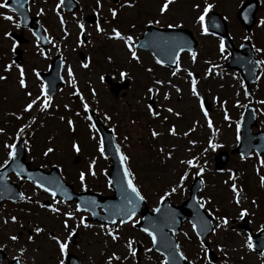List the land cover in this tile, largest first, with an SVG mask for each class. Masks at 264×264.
<instances>
[{
    "label": "rangeland",
    "instance_id": "rangeland-1",
    "mask_svg": "<svg viewBox=\"0 0 264 264\" xmlns=\"http://www.w3.org/2000/svg\"><path fill=\"white\" fill-rule=\"evenodd\" d=\"M77 1L81 7L74 14L56 9L55 5L59 0L32 2L30 10L34 15L43 10L41 16L44 19L40 18L44 21L48 34L53 38V43L47 54H41L37 43L31 39L27 31H24L28 43L20 48L23 51V62L20 66L24 69L26 89H20L18 86L19 74L15 65L10 72L3 71V66L12 63L13 57V41L4 34L17 31L15 24L18 20L12 12L0 9V14L14 17L12 22L0 18V75L7 77L0 80V129H3L0 133V163L7 159L8 149L4 148V144L13 143L16 140L17 129L28 125L23 135L28 134L27 138L25 137L27 142L25 146L32 167H41L47 171L50 167L56 166L63 178L77 192L85 190L79 180V174L84 172L86 189L101 195H111L107 180V173L110 171L109 161L101 157L97 150L100 136L97 131H91L92 123L86 119L88 115L83 111L81 100L73 98L74 93L78 91L83 102L89 105V110L96 112L105 125L113 130L117 144L123 154L129 157L128 168L133 173L134 183L141 190L150 210L158 206L159 197L173 186L185 170V165L179 161L197 156L200 165L205 169L203 176H196L194 169L189 170L190 175L184 182L183 192L178 190L168 198L173 204L181 205L189 197L194 178H202L204 189L199 198L211 200V206L206 205L208 211H212L216 217H227L229 221L226 229H216L207 240L220 257L219 264H264V257L254 255L244 246L247 235L236 228L232 230V226L236 227L240 223L241 218L238 215L240 208L248 209V214L253 217L249 225L254 231L263 227L264 187H261L259 178L264 176V168L257 162L256 154L246 160H241L238 155H228L224 170L215 171V157L221 151L231 153L239 144L236 139V123L241 122L247 105H253L258 113V125L254 133L264 130V104L259 103L264 101V65L260 66L259 79L253 85V95L248 94L246 97V86H241L243 83L240 74L225 69L230 57L228 51L221 55L218 47L220 40L210 34H201L195 16L205 3L213 4L212 10L227 19L231 41L239 47L244 43L245 37H248L254 51L255 48L264 49V26L254 28L253 35L247 34L241 28L235 14L243 0H239V3L235 0L175 2L173 0L169 11L163 16L159 14V7L164 0H120L117 5L111 0H100L99 8L96 0ZM126 2L133 4V7H121ZM197 4L200 8L193 7ZM109 9L117 10L118 15L115 19L111 17ZM57 11L59 16L56 15ZM94 14L98 18L94 24H89L87 19ZM61 17L64 20L63 27L60 24ZM259 17L260 20L264 19V12H259ZM153 20H159L160 23L151 25L159 27H166L170 23L182 24L181 28L193 31L198 40L195 60L190 54L184 53L180 58V70L175 76L172 73L176 70L157 65L149 53L136 49L140 61L131 60L122 42L108 38L111 29L116 28L122 35L131 34L137 43V39L150 25L149 21ZM80 23L84 25L83 33L78 27ZM97 24L103 28V32L96 31ZM65 31L68 33L66 36ZM83 36L86 41L81 43ZM53 44L58 47H53ZM255 54L258 60H264V52L255 51ZM55 55H60L64 59V78L67 86L58 90L52 97L51 106L46 113L40 112L35 106L30 112H22L26 103L39 95L42 81L40 77L37 79L35 73L39 70L46 72L50 60ZM81 56H84L88 68L82 66L85 63L82 62ZM214 65L216 67H213ZM69 67L73 73L75 88L68 82ZM149 68L150 72L147 71ZM120 72L127 75L121 79ZM188 72L193 74L192 77L188 76ZM106 76H110L117 83L127 81V90L115 97L110 92L109 85L105 83ZM192 79L196 80L197 91L204 103L210 105L207 113L213 123V129L208 128L207 121L200 111L199 101L191 94ZM155 80H161L163 85H156ZM148 87L158 89L154 97L149 98L150 94L146 91ZM176 88L181 91L176 92ZM26 92H30L31 96L26 95ZM165 92L169 94L168 100L163 99ZM237 101L241 107L235 106ZM150 103L160 114L156 118L147 111V105ZM168 107L173 109L172 113L166 111ZM177 112L180 114L179 117L174 115ZM225 112L229 120L224 119ZM17 116L21 119H16ZM105 116L111 119H105ZM68 120L73 121L74 131L69 129ZM173 126L176 129V136L168 134V129ZM153 130L159 133L155 139L150 134ZM185 132L189 135L185 136ZM93 136L96 139H92ZM124 137L128 139L125 140ZM190 140L195 141V144H190ZM209 140L220 147L205 152ZM74 143L78 145L79 152L73 150ZM48 147H52L54 151L44 156L43 153ZM161 148L164 149L163 155L160 153ZM170 150L172 159L166 160L165 155ZM259 159L264 160V155ZM93 160L95 177L88 175L89 164ZM230 174H235V184L244 193L239 208L232 202L233 193L229 186L233 181L229 179ZM10 180L18 184L26 197H31V202L24 201L20 206L9 202L3 204L0 211V247H5L11 257H18L22 264H57L58 250L50 236L55 235L63 241L67 233L79 224L80 217L86 214L75 213L74 219L68 221L69 228L65 229L63 215L52 213L48 210L49 207L42 208L39 205L48 202L49 206L58 207L60 213H63L72 211L76 207L75 203H54L47 193L36 189L25 180L18 179L16 175H11ZM252 201L256 202L254 206ZM12 216L16 217L15 224L11 222ZM4 220L9 222L5 224ZM35 226L43 229L38 235L33 231ZM90 226L94 225H89L88 228L83 226L75 228L78 232L77 238L74 240L71 237L68 240V253L80 258L83 264H106L105 259L107 261L112 253L120 256V261L125 257H134L127 250L129 240L134 241L133 248L136 251L137 243L142 245L141 256L145 264H161L163 257L152 250L148 251L151 249L150 245L140 240L141 234H138L139 231L135 228L131 229L130 224L113 228L119 235V242L112 241L101 229ZM11 235L18 236L16 243L8 239ZM29 236L33 237L31 243L28 241ZM177 238L182 252L189 261L211 264L210 258L203 255L201 243L193 235L189 223L184 224ZM146 242L148 243L149 239ZM218 248H222L223 251H219ZM21 249H24L23 255L20 253ZM120 261H113L112 264H121ZM130 264H134L133 261H130Z\"/></svg>",
    "mask_w": 264,
    "mask_h": 264
},
{
    "label": "snow or ice",
    "instance_id": "snow-or-ice-1",
    "mask_svg": "<svg viewBox=\"0 0 264 264\" xmlns=\"http://www.w3.org/2000/svg\"><path fill=\"white\" fill-rule=\"evenodd\" d=\"M27 2V0H25V3ZM13 4H17L18 7H23L24 5L20 3V0H12ZM66 0H59V2L55 5L56 9H60L62 5H65ZM97 3V8L100 7V0H96ZM173 3V0H164V2L162 3V5L159 7V14L161 16H163L167 11H169V6ZM121 7H128L131 8L133 7V4L131 3H125L124 5H121ZM194 8H200V5H194ZM213 8V4L211 3H205L203 8L200 10V12L195 16V21L196 23L199 24L200 30H201V34L202 35H208L209 34V30H208V26L206 24V17H208V14L210 12V10ZM0 9H5L7 12H14L15 9L9 7V3L8 0H3V2H0ZM110 13H111V17L113 19H115L118 15L117 10L115 9H109ZM40 15L43 14V10H41V12L39 13ZM56 15L59 16V12H56ZM0 18L12 22L14 20L13 15H3L0 14ZM160 23L159 20H153V21H149V24H156L158 25ZM60 24L63 27L64 25V20L61 17L60 18ZM259 26H264V19H261L259 21ZM15 27L19 28L20 24L16 23ZM78 27L81 30V33H83L84 31V25L82 23L78 24ZM133 28L135 27V25L132 26ZM182 24H168V28L169 29H174V28H181ZM212 27H217V25L213 24ZM96 31L98 33L103 32V28L100 27L99 24L96 25ZM68 33L65 31L64 35L66 36ZM6 38H10V34L9 33H5L4 34ZM33 35H36L35 33H33ZM111 40H118L120 42H122V44L125 46V48L127 49L128 54L130 55L131 60L139 62L140 61V57L137 55V51H136V41L134 39V37L129 34V35H122L121 32L119 30H117L116 28H112L111 29V35H109L108 37ZM248 37H245V40H248ZM45 40H47V36H45ZM154 41H158L160 42V44L163 45L161 51L164 53L165 56H167L169 58V61L171 63H175L176 64V71H173L172 75L175 76L176 73L180 70L179 67V56L180 53L184 51V47H183V42L178 38V37H170V38H164V37H153ZM48 43H52V41L48 40ZM81 43H83V41H81ZM16 44L13 43L12 45V49L15 50L16 49ZM53 47H58L56 44H53ZM140 47H144L143 44L140 45ZM219 52L221 55H223L226 51L225 48V43L223 40L220 41L219 43ZM37 48H39V44H37ZM256 52H264V49H260V48H255ZM41 54H43V50H41ZM190 55L192 56L193 60H195L196 57V52L192 51L190 52ZM155 63L157 65H160L161 67H163V61L161 59H156ZM255 64L256 67H259L261 65H264V60H259V61H254L253 62ZM84 68H88L89 65L87 63L82 65ZM14 67L13 63H9V64H5L3 66V71L5 73L10 72ZM16 69L18 70V74H19V79H18V86L20 89H26L27 88V84H26V80H25V75H24V69L23 67H21L20 65H15ZM213 67H216L215 65ZM35 72V70H33ZM147 71H151V69H147ZM35 75L37 76V79H39V73H35ZM127 74L125 72H120V77L121 79H123ZM192 73L188 72V76L192 77ZM68 77H69V83L72 85L73 88H75V80L73 78V73L71 68H68ZM7 79V77L5 75H0V80H5ZM101 79H103V77H101ZM257 79H259V77H257ZM154 83L156 85H163V82L161 80H155ZM243 87V84L241 85ZM176 92H180L181 90L179 88L175 89ZM147 93L150 94V97H154L157 92L158 89H154L153 87H148L147 88ZM190 91L192 96L196 97V99L199 101V107H200V111L203 113L205 120L207 121V126L209 129H213V123L212 121L208 118V113L207 111H205V107H204V101L201 98L200 94L197 91V87H196V80L192 79L190 82ZM28 96H31L30 92H26L25 93ZM76 96H80V93L78 91H76L74 93ZM94 95V93H93ZM248 93L247 91H245V96L247 97ZM163 99L164 100H168L169 99V94L167 92H165L163 94ZM52 103V97L48 94V85L44 84L43 82H41L40 84V88H39V95H37L35 98L31 99L29 102L26 103V105L24 106V108L22 109V112H30L31 110H33L34 106L36 108L39 109L40 112H44L46 113L49 109V107L51 106ZM81 103H82V107H83V111L85 113L89 112V105L87 103L83 102V98L81 97ZM259 103L264 104V101H259ZM237 107H241V105L239 104V101H237V104L235 105ZM67 107V106H65ZM147 111L148 113L153 117L156 118L158 117L160 114L159 112H157L155 110V107L153 104H148L147 105ZM166 111L172 113L173 109L171 107L166 108ZM77 115H79V113H77ZM174 115H176L177 117H179V113H174ZM16 119H21L20 116H17ZM63 119V118H61ZM86 119L91 120L90 116H87ZM105 119H111L108 116H105ZM166 119V118H165ZM224 119L225 120H229V116L227 115V112H225L224 115ZM33 123H35V118H33ZM68 127L70 130L74 131V127H73V121L68 120L67 121ZM26 127H29L28 125L25 126H21L20 128L17 129V134H16V139H19L21 135H23L26 131ZM240 123L237 122L236 123V131H237V136L236 139L239 142L241 137L239 135L240 133ZM91 131L92 132H96V126L94 124L90 125ZM190 131H194V129H190ZM3 132V129H0V133ZM151 137L153 139H155L159 133H157L155 130H153L151 133ZM168 134L170 136H176V129L175 127H170L168 129ZM185 136L189 135L188 132L184 133ZM92 139H96L95 136L92 137ZM125 140H127V137H124ZM25 143H27L25 141ZM190 144L194 145L195 141H189ZM220 147L219 144L213 143L211 140H209L208 142V148L204 149V151H208V149H212L215 150L216 148ZM4 148L8 149L7 152V159H5L3 161V163H0V170L3 169H7L10 166V162H13L16 160L17 157V153H16V149H17V144L15 142L11 143V144H4ZM72 148L74 151L79 152V147L77 144H72ZM98 152L100 153L101 157L106 158L105 156V148H104V144H103V140L99 141L98 144V148H97ZM54 151V149L52 147H48L47 150L43 153L44 156H48L50 153H52ZM160 153L163 155L164 154V149L161 148L160 149ZM115 155L116 157H118L119 159V164H120V168L122 170V179L119 181L120 184V194H121V204L115 208L114 211L112 210H107L109 212L108 215V221L107 224H102L101 228L104 231L105 235H107L108 237H110V239L112 241H117L119 239V235L116 232V230H109V225H118V226H122L124 224H130L132 227H135L137 224L140 223V221L138 219H136L137 217V208L140 205L141 202L144 201L145 197L142 195L141 190L137 187V185L134 183V176L133 173L129 170L127 164L129 161V157L124 155L121 152L120 146L117 145L115 146ZM260 155H264V153H258L257 154V162L259 163L260 167L264 168V160L259 159ZM249 157L241 154V160H245L248 159ZM165 159L166 160H171L172 159V151L170 150L166 155H165ZM180 164L185 165V170L182 172V174L178 177V180L173 184L172 187H170L167 191H165L163 193V195H161L159 197L158 200V206L152 209L153 213L156 214H161L162 213V208L160 207V205H164L166 199L168 197H170L171 195L177 193V191H181L183 192L184 190V182L189 178V170L194 169L195 170V175L196 176H200L202 177L204 174V167L200 165L199 162V157L197 156H192L191 158L188 159H182L179 161ZM95 165V161L93 160L90 164H89V170H88V175H91L93 177H95L96 173L93 170ZM257 172L259 174V170L257 169ZM22 173H24V169L21 167L17 172V178L18 179H22ZM29 179H31V176L29 175ZM229 179L233 181V183L229 186L231 192L233 193V198H232V202L239 208V205L241 203V199H240V193H241V189H238L237 185L235 184V179L236 176L235 174H230ZM260 185L261 187H264V176H260ZM7 180V176L6 175H2L0 174V184H3L5 181ZM79 180H80V184L82 186V188H85L86 190V185H85V173L81 172L79 174ZM200 183L203 185L204 181L203 179L200 180ZM108 185L109 187H111L113 185V181L109 180L108 181ZM35 188L42 190L43 192L47 193L49 196H51L54 200L55 203H61L63 201H59L56 200V197L58 195L57 191L45 186L44 183H35ZM4 191H11L10 189L5 188ZM3 195V192H0V196ZM18 199L21 201H26V202H31V197H26L24 193H19L18 195ZM70 199V198H69ZM192 206L195 207V209L197 210V221L198 222H192V230L194 233H196L197 238L199 239V237L201 236L202 233H204L205 231H207L209 228H212V231L215 232L216 229H226L229 221L227 219V217L224 216H220V217H216L214 215V213L212 211H208V209L206 208V205L208 207L211 206V200H206L204 198H197L196 196L192 197ZM255 201H252L253 206L255 205ZM40 207H45V205L40 204ZM99 207V205L96 204L95 200H92L90 202L89 206H83L81 204H77L76 207L72 210V211H66L63 213H60V209L58 207H52L49 206V210L52 213H58L64 216V221H63V227L65 229L69 228V224L68 221L74 219L75 213H90L92 216H96L97 213L95 211V208ZM204 210L207 213L208 217L212 218V221H215L214 223V227L212 224V221H209L208 219H205L203 216L200 215V211ZM218 211V209H217ZM238 215L240 218H244L245 216L248 215V209L246 208H240ZM115 217H119V220H117ZM11 222L13 224L16 223V217L12 216L11 218ZM9 221L8 220H4L3 223L7 224ZM80 226H83L84 228H88L89 225L87 223H85V217L81 216L80 217V221L79 224L75 225V227L69 231L67 233V236L65 237V239L62 241L59 237L55 236V235H51L50 238L55 242V245L57 246V250H58V258H57V264H66V258L68 256V240L75 235V228H79ZM141 232H143L147 237H149L151 239V243L153 245V248L157 247L158 244V240H157V235L154 234L155 231L157 230V225L154 223H148L147 226H143L139 229ZM171 231V229H169ZM261 231H264V228L260 229ZM33 231L38 235L40 234L43 229L39 226H35L33 228ZM173 235H175V232H173ZM9 240H11L13 243H16L18 241V236L16 235H11L8 237ZM33 240L32 236L28 237V241L31 243ZM165 241H167V237L165 236ZM133 243L134 241L129 240L127 242V250L128 252L132 255V256H136V249L133 248ZM244 246L247 247V249L249 251H252L254 249V245H253V240L252 237L249 236L245 242H244ZM164 247L166 250L170 251L168 252V255H164V253L162 252L161 255L164 256V259L161 261V264H177V258L180 261H187V264H192L191 261L188 260V258L180 251V246L179 244H170L165 242ZM201 248L203 249L204 253H205V257L208 254V249L204 247L203 243L201 244ZM152 249H148V251H151ZM219 251H223L222 248H218ZM21 255L24 254V249L20 250ZM261 256L264 257V253H261ZM124 259H127V257H125ZM14 260L16 261V264H19V259L14 257ZM121 257L116 255L115 253H112L106 261V264H112L113 261H120Z\"/></svg>",
    "mask_w": 264,
    "mask_h": 264
},
{
    "label": "water",
    "instance_id": "water-1",
    "mask_svg": "<svg viewBox=\"0 0 264 264\" xmlns=\"http://www.w3.org/2000/svg\"><path fill=\"white\" fill-rule=\"evenodd\" d=\"M252 3H256L254 0L248 2L241 10L240 12V16L246 15L245 19L248 20V23L250 25H252L254 23V14L256 11V5L252 4ZM66 4H70L69 9L72 11L74 10L78 4L74 3L72 0H66ZM212 18H214V15L212 16ZM217 20H219V17L216 16L215 17ZM215 25H217V27H212V25H210L209 27L213 29L214 32L217 33H221L223 35V37H226V27L224 25V23H221L222 26V31L219 30V25L218 23L214 22ZM39 33L38 35L41 38L40 35V30H38ZM164 37V38H170V37H178L182 42H183V47H184V51H193L195 46H196V41L193 39L191 32H189L188 30H174L172 32H170L169 30H159V29H155V28H149L146 32V34L139 39V43L137 45L138 48L140 49H144L147 51L152 52V54L156 57V59H161L163 61V65H168L170 67H175L176 64L175 63H171L169 61V58L167 56L164 55V53L161 51L163 45L160 44V42L158 41H154L153 37ZM42 40V38H41ZM20 42H23L24 39H19ZM43 41V40H42ZM44 47H47V45H49L48 40H45L44 37ZM143 44L144 47H140V45ZM231 51L233 53V55H236L237 52L240 51H235L234 48L232 47V45H230ZM182 53V52H181ZM180 53V54H181ZM21 53L17 52V57L15 59V62L19 63L21 61ZM237 68L241 69L242 72H244V70H246V68L244 66H236ZM258 67L255 66V64L253 63V66L251 68V74L249 75V77H247V82H248V86L250 89V83L254 82L256 79V70ZM61 70H62V60L60 57H57L53 63H52V68L50 73L45 74L44 75V79L46 84L49 87L50 93L53 92V90L57 87V85H64L62 78H61ZM244 75L248 76L245 72ZM126 87V85L124 86ZM120 92V86L118 85H113L112 86V93L115 94L116 96L119 94ZM254 115V110L251 107H248L246 110V115L244 118V123L243 125L246 124L247 119H250V116ZM96 123L98 128L100 129V132L102 134V138H103V142L105 144V155L108 157H111L113 160V173L112 175H110V179L113 181V185L112 188L114 189L116 196L112 197V198H102L99 195H92L90 193H84V194H75L73 192V189L71 186H69L68 184H66L57 169L53 168L51 170L50 173L45 174L44 173V177H41L39 175H41V172L39 171H30L29 170V165L25 164V170H24V176H26L27 178H29V175L31 176V179L34 183H44L45 186L57 191L58 195L57 197H62L64 198L65 201L68 200H77L79 204L83 205V206H89L90 202L92 200L96 201V204L99 205V207H101L102 209H104V211L106 212V215H104L100 221L102 222H107L108 221V215L109 212L107 210H112L114 211L116 207H118L121 204V194H120V184L119 181L122 179V170L120 168V164H119V159L118 157H116L115 155V140L113 137V134L111 131L106 130L101 123L98 121L97 118H95ZM255 124V120H254V116H252V120H251V125ZM243 128V127H242ZM250 133V129H247L245 131H243V136H246V134ZM255 137H258L259 139H262V137H264V133H259L258 135H256ZM246 141H244V137H243V141H242V147H239V149L236 152H240V151H244L243 146L245 145ZM248 149V153L250 152L251 148H249V146H247ZM17 161L19 162V164H21V161L24 158V152H23V146L22 144H20L17 148ZM225 162L223 164H221L219 167H221L220 169L223 168ZM12 170V169H11ZM10 172V169H6L5 171H2L0 174H4L7 175ZM32 174L38 175V176H32ZM200 184L198 183L196 185L195 188V194L197 191L200 190ZM10 189L11 191H4V189ZM0 192H3V195L0 196V204L4 201V200H13V201H20L18 199V195H19V191L17 188L14 187V185L10 184L8 180H6L3 184H0ZM194 194V195H195ZM56 197V198H57ZM70 198V199H69ZM145 204V202H141L140 205L137 208V214L142 213V215L144 216V222L143 224H141V227L145 226V224L148 225V220H150L151 218H157L159 219L160 222V231L157 234V240L158 242L161 241V239H165V236L167 237V233L168 231H170L169 229L176 231L178 229V227L181 225V223L185 220V219H189L191 220V212L188 209L192 208V205L190 204V201L186 202L182 207H172L171 205H169V202L166 201V203L162 206V213L161 214H156V215H152L149 211L148 208L146 207L145 210H142V205ZM99 207L95 208V211L97 212V209ZM178 211V213L176 214V212ZM117 220H119V217H115Z\"/></svg>",
    "mask_w": 264,
    "mask_h": 264
}]
</instances>
